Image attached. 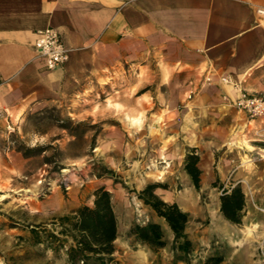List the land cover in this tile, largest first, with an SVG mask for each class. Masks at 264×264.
Segmentation results:
<instances>
[{
    "label": "rangeland",
    "instance_id": "rangeland-1",
    "mask_svg": "<svg viewBox=\"0 0 264 264\" xmlns=\"http://www.w3.org/2000/svg\"><path fill=\"white\" fill-rule=\"evenodd\" d=\"M157 82L155 62L139 72L106 71L83 89L17 119L0 153V264H72L67 250L73 240L60 234L57 219L91 204L94 189L102 185L111 194L118 237L110 256L86 264H203L212 254L223 256L221 264H264V119L240 127L230 113V127L223 128L226 116L216 121L212 112H172ZM183 97L188 102L186 91ZM210 147L214 174L208 180L201 174L196 188L184 157L190 149L199 157L210 154ZM225 155L230 168L218 171ZM149 183L159 184L155 193L189 214V254L172 248L168 230V243L159 249L130 235L133 225L159 220L137 196ZM236 184L246 203L235 224L219 212V196Z\"/></svg>",
    "mask_w": 264,
    "mask_h": 264
},
{
    "label": "crops",
    "instance_id": "crops-1",
    "mask_svg": "<svg viewBox=\"0 0 264 264\" xmlns=\"http://www.w3.org/2000/svg\"><path fill=\"white\" fill-rule=\"evenodd\" d=\"M257 7L264 0H0V153L8 127L14 131L23 113L50 106L106 71L139 72L151 62L170 111L212 112L216 121L226 116L223 128L230 127V113L240 127L258 125L232 105L237 88L220 80L227 76L264 95V23ZM45 27L59 31L69 54L53 70L34 48L36 31ZM191 89L195 94L183 103V91ZM210 148L199 160L206 180L214 174ZM228 162L225 155L216 169L228 171Z\"/></svg>",
    "mask_w": 264,
    "mask_h": 264
},
{
    "label": "trees",
    "instance_id": "trees-1",
    "mask_svg": "<svg viewBox=\"0 0 264 264\" xmlns=\"http://www.w3.org/2000/svg\"><path fill=\"white\" fill-rule=\"evenodd\" d=\"M200 157L194 149H190L183 160V167L196 188L200 186L202 171L199 167ZM159 184H147L138 193L159 219L149 220L143 224L130 227L129 233L136 240L153 249L165 247L168 243L166 230L172 235V248L183 255L193 250V243L186 232L190 220L189 214L183 211L175 201H165L155 193ZM91 204H83L70 213L58 217L60 234L69 235L73 244L67 254L72 264L78 260L87 263L90 259L101 260L110 256L115 250L118 237V226L115 211L111 202V194L105 186L93 191ZM245 195L239 184L223 188L219 196V212L231 223H240L245 215ZM33 236L39 241V231L33 229ZM50 239L54 235H48ZM223 256L212 254L206 257L203 264H221Z\"/></svg>",
    "mask_w": 264,
    "mask_h": 264
},
{
    "label": "built area",
    "instance_id": "built-area-1",
    "mask_svg": "<svg viewBox=\"0 0 264 264\" xmlns=\"http://www.w3.org/2000/svg\"><path fill=\"white\" fill-rule=\"evenodd\" d=\"M256 13L264 23V7H257ZM34 44L37 57L41 58L47 70H53L64 65L68 60V49L65 47L62 37L58 30L53 27H45L36 31ZM221 82L232 84L237 88V96L231 99L232 105L242 111L251 119L264 117V95H257L239 87L227 76L220 78ZM206 82H211V77H206ZM195 94L194 90H189L187 98L191 99ZM12 126L8 130L12 131Z\"/></svg>",
    "mask_w": 264,
    "mask_h": 264
},
{
    "label": "bare ground",
    "instance_id": "bare-ground-1",
    "mask_svg": "<svg viewBox=\"0 0 264 264\" xmlns=\"http://www.w3.org/2000/svg\"><path fill=\"white\" fill-rule=\"evenodd\" d=\"M260 210H261L262 212H264V208L261 207Z\"/></svg>",
    "mask_w": 264,
    "mask_h": 264
}]
</instances>
